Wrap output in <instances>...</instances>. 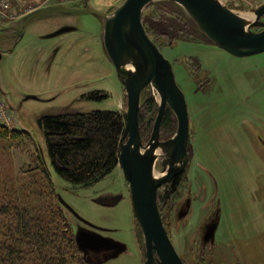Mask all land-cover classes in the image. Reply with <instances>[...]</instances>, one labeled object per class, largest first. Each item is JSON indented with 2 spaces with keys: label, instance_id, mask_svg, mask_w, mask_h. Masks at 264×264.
Masks as SVG:
<instances>
[{
  "label": "rangeland",
  "instance_id": "374dc122",
  "mask_svg": "<svg viewBox=\"0 0 264 264\" xmlns=\"http://www.w3.org/2000/svg\"><path fill=\"white\" fill-rule=\"evenodd\" d=\"M124 1L91 0L89 7L111 13ZM216 1L242 14L264 3ZM42 2L12 0L11 10L20 17L1 21L0 28L20 27L18 20L30 12L27 6ZM160 2L144 9L142 23L172 65L189 121L188 162L176 176L181 183L178 191L161 204L163 226L184 264H264V52L236 58L213 45L178 4ZM59 16L36 18L12 51L2 54L0 102L5 104L6 124L10 130L26 132L28 139L0 140V206L44 209L49 189L37 170L41 164L54 203L63 209L89 264H142L144 240L120 168L77 189L51 168L43 131L37 125L40 117L99 110L125 116L127 104L114 66L102 50V20L92 15ZM62 19L75 30L43 39ZM169 20L179 29H169ZM158 22L167 26V32L160 30ZM2 31L0 48L6 49L12 33ZM98 91L108 98L85 100ZM155 94L147 87L140 96L143 145L150 139L157 114L148 113L144 104L151 97L157 109ZM28 95L37 100L24 101ZM175 129L176 125L160 129L159 140L171 139ZM158 163L157 173L162 170ZM158 193L162 198L164 188Z\"/></svg>",
  "mask_w": 264,
  "mask_h": 264
},
{
  "label": "water",
  "instance_id": "95a60500",
  "mask_svg": "<svg viewBox=\"0 0 264 264\" xmlns=\"http://www.w3.org/2000/svg\"><path fill=\"white\" fill-rule=\"evenodd\" d=\"M84 1L86 5L83 8H68L60 3L39 7L18 20L20 27H12L13 24L2 27L6 32L12 33V39L9 48H0V61L2 54L12 51L25 35L26 27L38 17L48 14L70 17L92 15L102 20V50L114 66L127 100L125 127L118 143L117 166L122 172L123 180L129 184L133 217L143 236L142 264H153L155 258L160 264H184L163 226L156 205V190L173 176L182 173L188 162V109L186 99L176 85L171 63L149 39L141 17L144 9L154 1L165 0H125L111 13L91 8L87 4L89 0ZM167 1L178 4L213 45L230 55L238 58L264 52V21L261 20L264 16V3L242 14L228 10L216 0ZM253 28H259L260 31L254 32ZM70 31L72 29L62 28L48 34L47 39ZM5 40L7 41V37ZM152 85L155 91L152 90ZM147 87L151 88L152 94L156 93L159 101L157 100L158 113L150 139L143 145L138 114L140 96ZM28 99L37 100V97L28 95L23 98L24 101ZM165 109L174 114L176 129L171 139L160 141L159 130ZM43 117L37 121L40 129ZM156 152H159L158 155ZM157 162L161 172L165 174L154 180L152 173ZM75 243L80 252L84 253L76 238Z\"/></svg>",
  "mask_w": 264,
  "mask_h": 264
},
{
  "label": "trees",
  "instance_id": "16d2710c",
  "mask_svg": "<svg viewBox=\"0 0 264 264\" xmlns=\"http://www.w3.org/2000/svg\"><path fill=\"white\" fill-rule=\"evenodd\" d=\"M165 3L176 6L170 1L158 4L165 6ZM172 21L169 20L168 28L179 29ZM157 25L162 32H167L163 22ZM106 98L107 94L98 91L87 95L85 100ZM144 107L148 113H158L151 97L147 98ZM165 110L160 129L166 127L169 130L176 122L172 111ZM142 113L138 114L140 133ZM124 117L123 112L112 110L44 116L41 127L53 172L75 189L89 187L110 175L118 163V143L125 127ZM10 129L0 122V140L28 139L26 132ZM37 170L44 176L49 189L45 195L48 204L39 210L27 208L29 205L27 209L0 206V264H89L75 243L74 232L63 209L54 203L47 171L41 164ZM33 195L42 197L41 194ZM153 264L160 263L155 258Z\"/></svg>",
  "mask_w": 264,
  "mask_h": 264
},
{
  "label": "flooded vegetation",
  "instance_id": "af4514ba",
  "mask_svg": "<svg viewBox=\"0 0 264 264\" xmlns=\"http://www.w3.org/2000/svg\"><path fill=\"white\" fill-rule=\"evenodd\" d=\"M90 1L89 0L87 2L88 6L90 5ZM86 5V2L84 0H82V2H78V3H71L69 5H65L66 7L68 8H83L84 6ZM61 15V14H60ZM72 16V15H71ZM75 16V15H74ZM59 17H62L63 19H69L71 18L70 16H66V15H61ZM62 19V20H63ZM69 22V20H63L62 23H60L59 25H57V27L55 28V30L53 32H56V31H60V29L62 28H69V29H72V31L75 30L74 26L73 25H70L71 22ZM102 22V21H101ZM143 22V20H142ZM72 31L70 32H67V33H71ZM67 33H64V34H67ZM62 35V34H61ZM8 38V37H7ZM157 115V114H156ZM141 139H142V136H141ZM179 175V174H178ZM177 175L173 176L170 180H168L167 182H165L164 184L161 185V187H159L157 190H156V205H158V209H159V213H160V210H161V204L162 203H165L167 200V197L168 196H172L173 193L175 191H178V188L180 187V184H179V180L176 178ZM129 187V186H128ZM161 188H164V196L161 198L158 191L161 189ZM129 194H130V190H128ZM165 198V199H164ZM130 203H131V194H130ZM88 260V259H86Z\"/></svg>",
  "mask_w": 264,
  "mask_h": 264
},
{
  "label": "built area",
  "instance_id": "2783aa9c",
  "mask_svg": "<svg viewBox=\"0 0 264 264\" xmlns=\"http://www.w3.org/2000/svg\"><path fill=\"white\" fill-rule=\"evenodd\" d=\"M11 1L12 0H0V22L1 21L3 22L4 20H13V19H17L20 17V14H15L14 11L11 10V5H10ZM59 2L62 4H71V3L82 2V0H43L42 4H38L35 6H27V7H31L30 8V12H31L33 10H36V8L45 7L49 4L59 3ZM28 12L29 11H27V13ZM3 110H6L5 104L0 102V122L5 125L7 121L6 120L7 116Z\"/></svg>",
  "mask_w": 264,
  "mask_h": 264
},
{
  "label": "bare ground",
  "instance_id": "6f19581e",
  "mask_svg": "<svg viewBox=\"0 0 264 264\" xmlns=\"http://www.w3.org/2000/svg\"><path fill=\"white\" fill-rule=\"evenodd\" d=\"M244 16V15H243ZM247 17L249 16V15H246ZM152 87V90H154L155 91V87H153V85L151 86ZM157 100L159 101V99L157 98ZM142 153L144 154L145 153V151H142ZM158 153L159 152H156V155H158ZM155 155V156H156ZM165 174V172H159V173H157L156 172V169L154 168V171H153V173H152V177H153V179L154 180H157V179H159L161 176H163Z\"/></svg>",
  "mask_w": 264,
  "mask_h": 264
},
{
  "label": "crops",
  "instance_id": "0c3cea01",
  "mask_svg": "<svg viewBox=\"0 0 264 264\" xmlns=\"http://www.w3.org/2000/svg\"><path fill=\"white\" fill-rule=\"evenodd\" d=\"M34 23H35V22L32 21V23H30L29 25L34 24ZM1 24H2V23H0V26H1ZM29 25H28V26H29ZM28 26H27V27H28ZM27 27H26V29H27ZM56 27H57V25L55 24L54 28H56ZM1 29H2V27L0 28V31L4 30V29H2V30H1ZM26 29H25V31H26ZM2 32H3V31H2ZM24 33H25V32H24ZM51 33H52V32H51ZM48 34H50V33H48ZM48 34L45 35V36L43 37V39H47ZM7 37H8V36H7ZM58 37H59V36H58ZM5 38H6V37H5Z\"/></svg>",
  "mask_w": 264,
  "mask_h": 264
}]
</instances>
